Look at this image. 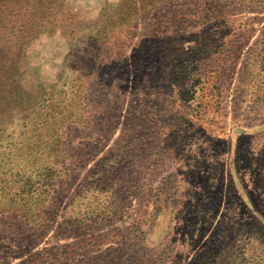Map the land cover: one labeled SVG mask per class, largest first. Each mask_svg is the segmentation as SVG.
Listing matches in <instances>:
<instances>
[{"label":"rangeland","instance_id":"rangeland-1","mask_svg":"<svg viewBox=\"0 0 264 264\" xmlns=\"http://www.w3.org/2000/svg\"><path fill=\"white\" fill-rule=\"evenodd\" d=\"M262 3L0 0V85L74 118L0 264H264Z\"/></svg>","mask_w":264,"mask_h":264},{"label":"trees","instance_id":"trees-1","mask_svg":"<svg viewBox=\"0 0 264 264\" xmlns=\"http://www.w3.org/2000/svg\"><path fill=\"white\" fill-rule=\"evenodd\" d=\"M228 1L246 2V0ZM7 25L6 30L13 36L14 32L21 34L25 29L24 20L16 21L15 25L10 21ZM1 26L0 24V28ZM13 41L14 39L9 49L14 47ZM8 54L0 51V57L6 58L4 56ZM5 71L10 72L7 69ZM14 73L11 78L12 85L9 83L0 85V91L4 93V97L2 99L0 97V224L4 218L6 220L7 216L15 213L23 219H30L31 222L38 224L44 219L41 209L45 207L47 199L38 198L33 208L28 207L27 204L22 203L23 199H19L20 203H18L17 195L13 193L14 186L19 185V191L25 194L38 195L44 192L49 197L56 193V180L53 179V175H57L56 165L60 155L64 153L63 149L62 152L60 150L64 134L62 127L72 123L74 118L71 117L69 120L59 113V108H55L49 113L38 112L35 109V115L39 117L34 120L27 111L28 105L21 108L19 105H23L24 101L16 100V87L15 89L11 87L15 86V76L19 75L21 70H14ZM2 79L5 82L9 81L6 73ZM18 89L23 90L22 87ZM36 105L34 104V107ZM60 135L62 136L58 141ZM9 177L14 178L16 184H13Z\"/></svg>","mask_w":264,"mask_h":264}]
</instances>
